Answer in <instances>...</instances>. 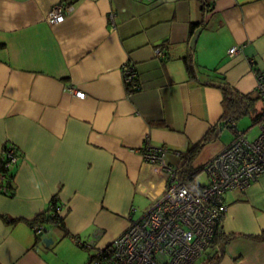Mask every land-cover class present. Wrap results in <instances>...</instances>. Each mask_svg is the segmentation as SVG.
I'll return each instance as SVG.
<instances>
[{"label": "crops", "instance_id": "obj_1", "mask_svg": "<svg viewBox=\"0 0 264 264\" xmlns=\"http://www.w3.org/2000/svg\"><path fill=\"white\" fill-rule=\"evenodd\" d=\"M69 1L63 22L45 20ZM206 1L204 9L199 0H0V156L7 142L20 152L14 194L0 193V264H88L166 190V171L140 155L146 137L166 146L167 162L187 177L183 156L221 123V90L207 82L256 94L264 0ZM126 61L136 67L138 91L124 83ZM255 108L235 122L248 140L258 135L260 100ZM234 135L222 126L199 149L186 185L199 191L207 183L204 165ZM200 172L204 183L196 181ZM54 195L63 226L46 223L37 239L29 221ZM223 199L222 226L231 235L211 264H264V173Z\"/></svg>", "mask_w": 264, "mask_h": 264}, {"label": "built area", "instance_id": "obj_2", "mask_svg": "<svg viewBox=\"0 0 264 264\" xmlns=\"http://www.w3.org/2000/svg\"><path fill=\"white\" fill-rule=\"evenodd\" d=\"M71 10V4L58 3L47 12L45 20L61 23ZM237 51L238 47L233 46L228 53ZM155 52L163 56L160 48ZM250 61L254 63L253 59ZM122 73L125 85L137 81L133 63L126 61ZM135 82L131 88L140 89ZM255 89L262 103L257 137L248 140L241 131H236L233 140L204 165L208 181L199 191L188 188L177 176L166 160L169 153L166 146H154L146 137L140 155L145 163L166 171V190L140 218L132 221L107 247L98 250L88 264H190L202 255L209 245L217 215L226 210L223 194L243 190L264 173V72H256ZM68 91L76 97L85 95L74 87ZM13 151L10 147L6 154L9 166L18 159ZM173 153L179 156V152ZM0 190L7 188L0 185ZM57 211L61 212V207ZM32 229L35 235L45 230L41 222L34 223Z\"/></svg>", "mask_w": 264, "mask_h": 264}, {"label": "trees", "instance_id": "obj_3", "mask_svg": "<svg viewBox=\"0 0 264 264\" xmlns=\"http://www.w3.org/2000/svg\"><path fill=\"white\" fill-rule=\"evenodd\" d=\"M201 2V7L206 9L208 6V3L206 0H199ZM64 4H70L69 2H65ZM201 25V22H192L190 25V31H193L194 28L198 27ZM160 48V47H159ZM185 66L187 69L188 74L190 77H193L195 75L196 69L195 65L192 62H189L188 60H184ZM137 81L135 83H139L138 81V76H137ZM133 82V83H134ZM132 83V84H133ZM213 86H216L221 90L222 93V106H223V112L220 117V124L218 126V131L217 126L211 127L207 133L202 137L200 141H198L195 145H193L189 152L183 156V163H182V168H184V175L187 176L190 175L189 178L187 177H181V179L189 181H193L194 178V171L189 167L191 159L197 154L199 149L206 143L211 141L212 139L216 138L219 133V129L222 126H226L234 131V133L237 131V128L235 126V122L239 120L241 117L245 116L246 114H253L256 111L255 108V103L259 99L258 94H252V93H242L239 92L237 89H235L233 86L228 84L224 80H219L217 82H207ZM131 83H127L126 87L130 91H138L136 89L131 88L132 86ZM141 88V87H140ZM257 121L261 117V112L256 115ZM13 148V154H15L18 159L20 157V152L19 149L16 145L13 143H5L3 145L2 151H1V156H0V176L3 175L4 178H0V185H4L7 188V191H2L0 190L1 194H4L6 196H13L14 194V185H13V180H14V173H13V167L16 166L17 161L9 166L8 164V157H7V152L9 148ZM180 156V152L178 154ZM182 158V157H181ZM187 169V170H186ZM187 171V172H186ZM188 188L192 189L187 185ZM61 207V204L59 202L58 196L54 195L51 200L49 201V206L47 209H45L43 212L39 213L36 215L32 220L29 221L30 225H33L34 223L41 222L43 224H49V225H54V226H63V215H61L60 212H58V208ZM225 212H221L217 215V222L214 227V231L212 234V237L210 239L209 245L207 249L202 253L201 256H199L195 261H193L190 264H211L214 262H217L220 260V258L223 256L224 253V248L226 243L228 242L230 235L224 231L223 226H222V218ZM7 222H16L18 219H10V218H5ZM43 234V232L39 235H36V238L39 239V237ZM81 246H84V243H80ZM199 259V262H196ZM91 261V260H90ZM89 261V263H90Z\"/></svg>", "mask_w": 264, "mask_h": 264}, {"label": "rangeland", "instance_id": "obj_4", "mask_svg": "<svg viewBox=\"0 0 264 264\" xmlns=\"http://www.w3.org/2000/svg\"><path fill=\"white\" fill-rule=\"evenodd\" d=\"M242 121H244L245 123H250V120H249V118H245V119H243ZM197 179H196V181H197V183H201V182H205L206 181V176L204 175V173L203 172H200L198 175H197V177H196ZM162 196V195H161ZM160 196V197H161ZM159 197V198H160Z\"/></svg>", "mask_w": 264, "mask_h": 264}, {"label": "water", "instance_id": "obj_5", "mask_svg": "<svg viewBox=\"0 0 264 264\" xmlns=\"http://www.w3.org/2000/svg\"><path fill=\"white\" fill-rule=\"evenodd\" d=\"M43 242H44L46 245H48V244H50V243L53 242V239H52V238H43Z\"/></svg>", "mask_w": 264, "mask_h": 264}]
</instances>
